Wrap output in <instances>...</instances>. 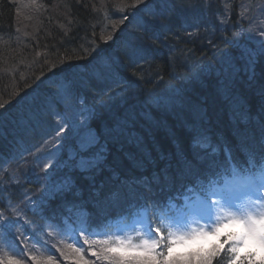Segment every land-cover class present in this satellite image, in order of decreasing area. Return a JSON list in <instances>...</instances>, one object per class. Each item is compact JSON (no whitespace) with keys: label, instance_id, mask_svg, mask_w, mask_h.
<instances>
[{"label":"trees","instance_id":"obj_1","mask_svg":"<svg viewBox=\"0 0 264 264\" xmlns=\"http://www.w3.org/2000/svg\"><path fill=\"white\" fill-rule=\"evenodd\" d=\"M208 1L165 0L163 12L152 11L158 2L146 3L135 10L136 21L126 7L132 0H0V211L10 204L20 211L0 221V254L11 232L26 239L32 255L31 238L77 212L113 218L146 196L166 203L195 186L197 173L214 160L223 161L225 147L238 161L259 153L264 0ZM124 16L129 26L119 23ZM94 48L104 52L88 66L95 75L66 85L63 70ZM32 88L36 95L26 101ZM82 107L95 138L85 150L82 137L79 148L70 138V118ZM61 111L63 148L76 153L65 160L68 175L59 156L43 170L35 154L36 140L59 126ZM220 242L213 238L208 246ZM249 250L257 251V261L264 256L254 247L241 256Z\"/></svg>","mask_w":264,"mask_h":264},{"label":"snow or ice","instance_id":"obj_2","mask_svg":"<svg viewBox=\"0 0 264 264\" xmlns=\"http://www.w3.org/2000/svg\"><path fill=\"white\" fill-rule=\"evenodd\" d=\"M141 5L146 6V0H132L126 7L139 10ZM126 19L124 16L119 23ZM259 35L260 52L264 54V30ZM247 54L256 55L251 50ZM105 79L120 87L118 79ZM63 130L61 127L60 132ZM224 153L223 161L214 160L197 173L195 187L188 189L195 195L186 198L182 205L162 203L159 198L146 196L140 210L126 213L119 222L108 216L82 217L71 229L57 224L56 234L72 241L68 247L76 254L77 264H264V256L255 259L257 251L249 250L241 256L250 247L264 252V146L244 161L234 159L227 147ZM7 211L20 215L18 207L10 204L0 211L3 223L9 222ZM209 237L222 242L205 248L203 242ZM84 250L94 260L85 259ZM0 264L22 262L5 252L0 254ZM48 264H55L51 256Z\"/></svg>","mask_w":264,"mask_h":264},{"label":"rangeland","instance_id":"obj_3","mask_svg":"<svg viewBox=\"0 0 264 264\" xmlns=\"http://www.w3.org/2000/svg\"><path fill=\"white\" fill-rule=\"evenodd\" d=\"M128 11H129V13H128L129 16H132V18L137 21V17H136L137 13H136V11H134L130 7L128 8ZM138 17H139V20H140L141 17L140 16H138ZM130 22L131 21L128 19L127 25L130 24ZM84 51L86 53H88L87 50H84ZM96 51H98V49L94 48L92 50V53H95ZM35 87H37V85ZM34 88L30 89V91L25 93L24 98L26 99V101H29V98L31 96L36 95V90ZM84 110H85V107H82L81 109L76 110L73 113L72 117L70 118V123H72L71 126L73 127V128L70 127V138H71V140H75L77 142V147L79 148L80 146H82V144H80L81 137H82L83 142L85 144V145L83 144L84 145V150H85L86 148H88L89 146H91V145H93L95 143V138H93V136H91V135L89 136L87 134V133H89V130L86 127V123H87L86 115L83 114L79 118V115L82 112H84ZM55 115H56L55 119L58 118L57 120L59 121V126L58 125L56 126L54 124L52 125V129L50 130L51 132L46 136L45 139H43V145H45V141L48 142L47 145H45L43 148L39 147L37 151H38L40 156L42 155L45 158H46V153L49 151L52 160H54L53 156H59L60 160L62 159L64 161L63 166H60V168H62V170H64L65 173L68 175L72 170H71V168L67 167V165H66L67 161L65 162V160H66L67 157H68V159L75 158L76 153L72 149H69L68 145H65L64 148H63L64 143L61 140L60 128L65 126V114L64 113H61V114L56 113ZM77 129H81V130H83L85 132H82L80 134V136H79V134L77 132ZM57 132H60L59 138L56 137ZM65 140H66V137H65ZM28 145H32V143H29ZM57 149H59V151H57ZM138 150L140 152L145 153V154L147 153L146 150L144 149V147H140L139 146ZM65 151L70 152V155L65 157V153H64ZM103 154H104V151L102 152L101 157H104ZM51 159H46L44 165H48L49 166V164L51 162ZM99 159L97 161H99ZM80 218H82V217H79L78 219H80ZM119 221H120V219L116 220L115 222H119ZM56 232H57L56 229H53L51 231V233L54 236L53 237L51 235V239L49 237L40 236V235H38L37 238L38 239H43V242H45L47 244H49L48 241L50 240L49 253L51 254V256H58V258L60 259L59 261H56L55 259H53L56 262L55 264H71V262H72V264H77L76 254L73 253V255L75 254L74 255L75 258H72V255H71L72 251H70L71 248L68 247V245L71 244V243L68 242L65 239V238H67L66 236L63 237L61 235H57ZM12 238H14L16 241H19V242H23L24 241L22 236H20L19 234L15 233V232H12ZM209 238H211V237H209ZM209 238H207L204 241V243H206V241H208ZM193 246L194 245H192L191 247H193ZM66 249H68V251H65ZM178 250H184V249L178 248ZM61 252H63L64 255H61ZM4 253H5V251H4ZM6 253H8V252L6 251ZM8 255H9V253H8ZM26 255H28V254L26 253ZM26 255H23V256H26ZM27 257L29 259L32 258L30 255H28ZM33 257L36 258L34 261L37 264L38 260L40 262H44V261L48 262L49 255L47 256L45 253H43V251L42 252L38 251V252L33 254ZM15 258L21 260L22 264H25V262L22 261L25 257H22V258L21 257H15ZM88 258L90 259V261L94 260V258L91 257L90 253H88Z\"/></svg>","mask_w":264,"mask_h":264},{"label":"bare ground","instance_id":"obj_4","mask_svg":"<svg viewBox=\"0 0 264 264\" xmlns=\"http://www.w3.org/2000/svg\"><path fill=\"white\" fill-rule=\"evenodd\" d=\"M94 58V62H95V59L98 60L96 57H93ZM97 64H98V61H97Z\"/></svg>","mask_w":264,"mask_h":264}]
</instances>
